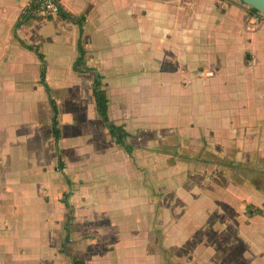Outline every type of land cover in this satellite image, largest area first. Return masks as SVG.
Listing matches in <instances>:
<instances>
[{
  "label": "crops",
  "instance_id": "0c3cea01",
  "mask_svg": "<svg viewBox=\"0 0 264 264\" xmlns=\"http://www.w3.org/2000/svg\"><path fill=\"white\" fill-rule=\"evenodd\" d=\"M28 1L0 0V264H264V49L247 48L264 19L249 29L237 0H60L81 27L15 23ZM79 37L92 69L73 67ZM56 72L89 106L62 149Z\"/></svg>",
  "mask_w": 264,
  "mask_h": 264
},
{
  "label": "trees",
  "instance_id": "16d2710c",
  "mask_svg": "<svg viewBox=\"0 0 264 264\" xmlns=\"http://www.w3.org/2000/svg\"><path fill=\"white\" fill-rule=\"evenodd\" d=\"M240 1V0H239ZM242 2V1H240ZM249 11L250 12H257L258 10L253 7L250 6L249 7ZM57 13H60V15L62 17H66L69 18L70 20H72L73 22H77L79 23V26L81 27V20H82V16H75L72 15L71 13L67 12V11H63L61 8L58 10ZM261 13V12H259ZM25 17H27L26 14H23V16H21L20 18H18L15 23H18L21 19H24ZM82 43V39L79 37L77 42H76V50H77V57L74 59L73 62V67L76 70H88V69H92L93 67L85 64L84 62V55H83V47L81 45ZM27 45V44H26ZM28 48L32 49L36 55L39 57L40 61H41V69H40V76H39V80L43 83L45 89L47 90L48 87L46 85V83L44 82V76H45V64H44V59L43 56L37 51V49L33 46L27 45ZM102 74L99 73L98 71L94 70V74L91 78V82H90V87L92 89V93L94 96V100H95V107H96V113L98 115V117L100 118L101 122L106 126V128L108 129V132L110 134V136L114 139V141L118 144H120L121 146H123L127 151H131L133 145H131L129 143V141L126 140V136L128 135V130L123 126L122 123H113L112 121H110V119L107 116V110H108V96L106 94V90L103 87V82H102ZM49 102H50V106H51V121L50 124H52V134L54 136V139L57 140L60 136V127L58 124V120H57V104H56V100L53 96H51V94H49ZM58 158V157H57ZM58 165L60 167L63 166L61 159L58 158ZM68 192L65 193L64 195V202L68 205V202L66 200V196H67ZM72 264H85L83 260L80 259H74Z\"/></svg>",
  "mask_w": 264,
  "mask_h": 264
},
{
  "label": "rangeland",
  "instance_id": "374dc122",
  "mask_svg": "<svg viewBox=\"0 0 264 264\" xmlns=\"http://www.w3.org/2000/svg\"><path fill=\"white\" fill-rule=\"evenodd\" d=\"M239 1V0H237ZM242 6L245 8L246 12H247V19H248V26H253L255 24H257V22H259L260 20L264 19V14L263 13H259L258 12H250L249 11V7L246 3L241 2ZM257 15L256 19H254L252 17V15ZM252 26L249 28L251 29ZM254 27V26H253ZM264 30V29H263ZM249 31V30H248ZM261 31V30H260ZM259 30L257 31V33L253 34L254 38L251 39V41H249L247 43V48L251 50V48L254 47H262L264 49V31L260 32ZM249 34V32H248ZM251 37V36H249ZM239 38V37H238ZM68 73H61V72H56L50 75V82L51 85L54 87L53 88V92L54 94H57L60 98V112H61V116L59 118V124L61 126V131L62 134L65 137H69V139L67 140V138H65L64 141H66V144L61 146V149L63 147H67L68 144L71 142H74L75 139L74 135L78 136H83L84 135V123L82 126L80 122L77 121V125L74 126V123L72 122V120L75 119V115L80 114L81 118H86L87 115V110L89 108L87 102L85 100H83V102H80L79 100L74 102L75 100V89L73 87H68V84H64V81H66V79H68L69 77ZM64 87V88H62ZM75 108H77L76 110V114L73 112L75 110ZM89 118V115H87L86 118V122ZM50 128V125H49ZM78 133H75V132ZM70 237H72V239L74 240V234L71 235L68 234ZM92 235V232H88L85 233V236H90ZM84 237V235H83Z\"/></svg>",
  "mask_w": 264,
  "mask_h": 264
},
{
  "label": "built area",
  "instance_id": "2783aa9c",
  "mask_svg": "<svg viewBox=\"0 0 264 264\" xmlns=\"http://www.w3.org/2000/svg\"><path fill=\"white\" fill-rule=\"evenodd\" d=\"M60 8H62L60 0H29L23 11L27 17H44L57 13ZM252 17L256 19L257 15L254 14Z\"/></svg>",
  "mask_w": 264,
  "mask_h": 264
},
{
  "label": "water",
  "instance_id": "95a60500",
  "mask_svg": "<svg viewBox=\"0 0 264 264\" xmlns=\"http://www.w3.org/2000/svg\"><path fill=\"white\" fill-rule=\"evenodd\" d=\"M248 6L255 7L258 11L264 14V0H240Z\"/></svg>",
  "mask_w": 264,
  "mask_h": 264
}]
</instances>
